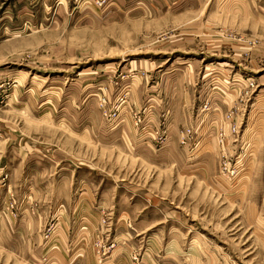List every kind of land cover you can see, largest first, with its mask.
<instances>
[{
  "label": "rangeland",
  "instance_id": "rangeland-1",
  "mask_svg": "<svg viewBox=\"0 0 264 264\" xmlns=\"http://www.w3.org/2000/svg\"><path fill=\"white\" fill-rule=\"evenodd\" d=\"M0 264H264V0H0Z\"/></svg>",
  "mask_w": 264,
  "mask_h": 264
}]
</instances>
